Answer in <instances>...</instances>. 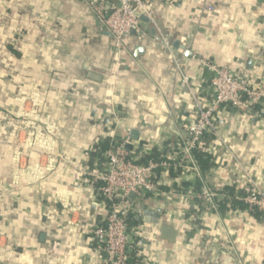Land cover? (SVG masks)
<instances>
[{
    "label": "crops",
    "instance_id": "obj_1",
    "mask_svg": "<svg viewBox=\"0 0 264 264\" xmlns=\"http://www.w3.org/2000/svg\"><path fill=\"white\" fill-rule=\"evenodd\" d=\"M92 1L111 2L0 0V264H103L97 145L172 161L195 99L211 101L210 65L259 78L264 0H160L156 25L124 37V59ZM216 127L206 175L158 171L157 192L131 198L148 264H264V214L216 205L226 188L264 192V104L221 106ZM206 191L224 196L213 207Z\"/></svg>",
    "mask_w": 264,
    "mask_h": 264
},
{
    "label": "built area",
    "instance_id": "obj_2",
    "mask_svg": "<svg viewBox=\"0 0 264 264\" xmlns=\"http://www.w3.org/2000/svg\"><path fill=\"white\" fill-rule=\"evenodd\" d=\"M160 0H111L109 3L92 1L91 6L100 22L101 30L114 40L120 55L126 54L124 37L135 33L144 37L142 21L137 14L156 25L154 5ZM212 77L210 102L195 99V112L187 125V135L181 141L180 152L174 160H149L142 162L129 156L124 142H115L107 150V165L91 172L95 182L100 183V195L105 215L92 233L96 247L106 257L103 264H130L134 257L140 264H148L133 250L130 235L131 196L143 198L158 190L155 181L159 170L182 168L201 176V170L193 156V150L203 144L206 133L216 134V112L221 106H231L241 112H254L264 104V50L261 53L260 75L256 80L245 72L231 74L216 65L209 66ZM186 82V81H185ZM222 192L206 191L202 197L213 207ZM243 200L250 210L264 214V192L250 190Z\"/></svg>",
    "mask_w": 264,
    "mask_h": 264
},
{
    "label": "trees",
    "instance_id": "obj_3",
    "mask_svg": "<svg viewBox=\"0 0 264 264\" xmlns=\"http://www.w3.org/2000/svg\"><path fill=\"white\" fill-rule=\"evenodd\" d=\"M215 137V134L206 133L204 135L203 144L200 147H197L193 150V156L195 160L197 161V164L202 172L203 175H206L210 171V169L213 166V159L212 156L208 152L209 144L213 141ZM108 143H100L97 145V149L100 150H108ZM156 160V161H162L163 159L160 157V155L156 152H153L151 155L147 156L145 160L142 162H148L149 160ZM162 170H159L161 172ZM184 169L178 168L169 169V174L173 176H178L183 174ZM241 194V193H240ZM239 193H236V190L234 188H226L225 189V197L216 200V205L218 209H221L223 211L229 210V209H243L246 208L248 205L243 200V197L246 196ZM130 264H140L136 258H132L130 260Z\"/></svg>",
    "mask_w": 264,
    "mask_h": 264
},
{
    "label": "water",
    "instance_id": "obj_4",
    "mask_svg": "<svg viewBox=\"0 0 264 264\" xmlns=\"http://www.w3.org/2000/svg\"><path fill=\"white\" fill-rule=\"evenodd\" d=\"M137 14L140 16V19H141V21L142 22H148V20H147V18H145L144 16H142L141 14H140V10H137ZM187 57H189V56H191L192 55V53L191 52H186V54H185ZM131 197H133V195L131 196ZM163 232L164 233H166V234H174V233H172L170 230H169V228H164L163 229ZM170 236V235H169ZM170 239H171V236H170Z\"/></svg>",
    "mask_w": 264,
    "mask_h": 264
}]
</instances>
